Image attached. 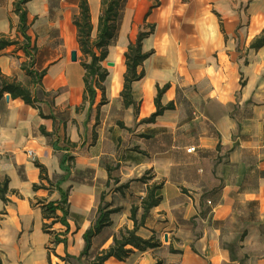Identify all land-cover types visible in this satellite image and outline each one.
Instances as JSON below:
<instances>
[{"label": "crops", "instance_id": "0c3cea01", "mask_svg": "<svg viewBox=\"0 0 264 264\" xmlns=\"http://www.w3.org/2000/svg\"><path fill=\"white\" fill-rule=\"evenodd\" d=\"M14 2L0 0V34L18 40L0 49V71L37 101L0 99V264H90L133 227L130 209L152 183L161 200L136 233L158 245L105 264H264V45L252 47L264 32V0H125L102 62L104 92L91 104L73 23L80 0L27 1V52ZM87 3L94 38L102 4ZM149 26L135 105H125L124 53ZM28 70L44 72L39 83ZM164 85L160 104L173 107L147 121ZM65 197L66 224L60 208L44 218L43 206ZM99 205L118 211L92 238L90 256L62 260L80 254Z\"/></svg>", "mask_w": 264, "mask_h": 264}, {"label": "trees", "instance_id": "16d2710c", "mask_svg": "<svg viewBox=\"0 0 264 264\" xmlns=\"http://www.w3.org/2000/svg\"><path fill=\"white\" fill-rule=\"evenodd\" d=\"M29 0H15L14 9L19 16V27L20 32L23 36L24 41V51L27 52V47H29L30 38L26 34L27 24H26V9L25 4ZM125 0H101L102 12L98 18L97 31L94 38L91 37V23L90 14L87 0H80L79 3V13L73 16V23L77 30V42L78 49L80 51V64L84 70L83 83H84V93L83 101H89L91 104L94 100L96 89H100L104 92L103 82L105 81L108 71L106 67L102 65V62L106 59L108 55V47L111 45L117 34L120 25L121 11L123 8ZM153 31V26H149L148 31L141 30L138 32L134 42H130L127 45V49L124 53L126 70L123 75V86L121 90V96L123 98L125 105H135V101L132 98V83L143 77L144 72L139 67L142 65L143 61L150 55V52H144L142 50L141 42L148 34ZM18 40L11 39L8 36L0 34V49L7 46L17 44ZM27 45V46H26ZM264 45V32L257 37L252 42V47L258 48ZM34 51L36 48L31 47ZM44 72H32L28 70V74L32 77L34 83H39L41 76ZM168 85H164L161 88H157V94L155 97L156 110L147 118V121H153L155 117L161 114L166 109H171L173 103H168L165 106L160 104V96ZM4 93H9L12 98L20 97L25 103L30 105H35L36 98L33 95L30 88L21 84L15 79L5 76L0 71V99ZM43 132L47 134L44 130ZM68 158V157H67ZM64 161H61L63 166ZM40 168V179H47L45 168L37 163ZM151 176H142L139 178L141 181L146 182ZM34 189L41 187L39 184L33 185ZM161 187V184L152 183L148 185L146 195L141 199L139 206H132L130 209V219L133 221V227L131 229L127 227H122L113 236V243L107 248L97 252L90 264H105V261L109 257H115L118 260H123L127 257L132 249H137L144 251L148 248H152L158 245V241L153 237L144 239L140 237L136 232L140 226H143L145 219L150 211V209L156 206L160 200L161 196L157 194V191ZM7 193V180L0 181V197L5 202ZM66 204V197L56 204L47 203L43 206V216L44 218L55 217V212L57 209H61L63 214L58 218L62 223L66 224L65 217L67 215L68 209L64 206ZM142 209L139 218L136 214L138 209ZM118 211L115 209H107L99 205L97 216L94 223L89 229H87L84 234V247L78 256L65 255L61 257L62 260L74 259L80 260L84 256H90L91 242L92 238L100 231L101 228L107 226L111 223L109 218L110 213ZM43 229L47 231L48 224L46 222L42 225ZM62 240L54 238L52 243L56 244ZM48 264H51L50 261Z\"/></svg>", "mask_w": 264, "mask_h": 264}, {"label": "water", "instance_id": "95a60500", "mask_svg": "<svg viewBox=\"0 0 264 264\" xmlns=\"http://www.w3.org/2000/svg\"><path fill=\"white\" fill-rule=\"evenodd\" d=\"M70 59L71 61H76L77 60V54H76V50H72L70 53ZM108 65H112V62H107Z\"/></svg>", "mask_w": 264, "mask_h": 264}, {"label": "built area", "instance_id": "2783aa9c", "mask_svg": "<svg viewBox=\"0 0 264 264\" xmlns=\"http://www.w3.org/2000/svg\"><path fill=\"white\" fill-rule=\"evenodd\" d=\"M189 150H194V147H190ZM27 153L30 157H33V153L30 150Z\"/></svg>", "mask_w": 264, "mask_h": 264}, {"label": "rangeland", "instance_id": "374dc122", "mask_svg": "<svg viewBox=\"0 0 264 264\" xmlns=\"http://www.w3.org/2000/svg\"><path fill=\"white\" fill-rule=\"evenodd\" d=\"M109 67V66H108Z\"/></svg>", "mask_w": 264, "mask_h": 264}]
</instances>
